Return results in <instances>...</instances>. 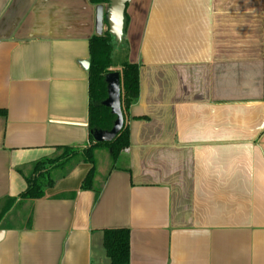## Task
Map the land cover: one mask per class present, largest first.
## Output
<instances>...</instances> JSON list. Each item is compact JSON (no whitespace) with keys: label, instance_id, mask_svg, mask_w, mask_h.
<instances>
[{"label":"crops","instance_id":"0c3cea01","mask_svg":"<svg viewBox=\"0 0 264 264\" xmlns=\"http://www.w3.org/2000/svg\"><path fill=\"white\" fill-rule=\"evenodd\" d=\"M126 12L140 81L128 151L96 149L91 189V165L68 160L43 197L20 200L37 161L88 139L96 6L0 0V215L10 198L29 208L0 220V264H110L104 232L119 228L129 264H264V0Z\"/></svg>","mask_w":264,"mask_h":264},{"label":"trees","instance_id":"16d2710c","mask_svg":"<svg viewBox=\"0 0 264 264\" xmlns=\"http://www.w3.org/2000/svg\"><path fill=\"white\" fill-rule=\"evenodd\" d=\"M93 5H108L110 0H89ZM129 22L127 12L125 13V28ZM105 24L107 20L105 18ZM88 68V139L83 145H63L56 147V155L37 161L32 174L27 178L28 187L20 194V200L38 199L45 195L46 187L53 183L51 172L53 168L63 166L66 161L74 160L78 163H88L91 168L82 181V189L94 187L96 174L95 151L98 148H107L112 160L115 161L120 152L129 145L128 123L113 141L96 142L93 136L95 130H110L116 119V115L104 104L108 96L106 74L111 67H121L124 77V106L127 113L131 105L138 99L140 93L139 65L128 59V46L125 38L121 43L115 40L109 28L102 34H95L89 40ZM4 110H0L3 114ZM16 199H7L1 209L0 220L14 206ZM32 220L29 221V227ZM8 228L7 226H3ZM104 247L110 264H129L130 260V231L127 228L107 229L104 232Z\"/></svg>","mask_w":264,"mask_h":264},{"label":"water","instance_id":"95a60500","mask_svg":"<svg viewBox=\"0 0 264 264\" xmlns=\"http://www.w3.org/2000/svg\"><path fill=\"white\" fill-rule=\"evenodd\" d=\"M130 0H110L109 6L105 9L104 5L96 6V32L102 34L104 32L105 18L110 33L119 43L124 39L125 13ZM89 68L90 62L84 63ZM106 82L108 86V96L104 100V104L111 109L116 115L114 125L110 130H95L93 136L96 142L113 141L128 123V113L124 106V77L121 67H111L106 74ZM88 124V123H87ZM5 230H0V241L5 236Z\"/></svg>","mask_w":264,"mask_h":264},{"label":"rangeland","instance_id":"374dc122","mask_svg":"<svg viewBox=\"0 0 264 264\" xmlns=\"http://www.w3.org/2000/svg\"><path fill=\"white\" fill-rule=\"evenodd\" d=\"M106 7H108V5H106ZM105 151H109L107 148H105ZM11 210H15V216L18 217L20 215H22V217H26L29 214V208L28 207H24V209L21 208V206L19 205H15L11 208ZM9 210L8 213L11 211ZM23 210L25 213H23ZM22 218V219H23ZM23 221V220H22Z\"/></svg>","mask_w":264,"mask_h":264},{"label":"built area","instance_id":"2783aa9c","mask_svg":"<svg viewBox=\"0 0 264 264\" xmlns=\"http://www.w3.org/2000/svg\"><path fill=\"white\" fill-rule=\"evenodd\" d=\"M125 150L128 151V147Z\"/></svg>","mask_w":264,"mask_h":264}]
</instances>
